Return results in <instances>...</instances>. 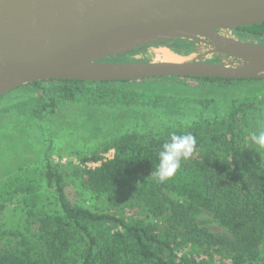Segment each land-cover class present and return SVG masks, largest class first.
<instances>
[{
    "label": "trees",
    "instance_id": "16d2710c",
    "mask_svg": "<svg viewBox=\"0 0 264 264\" xmlns=\"http://www.w3.org/2000/svg\"><path fill=\"white\" fill-rule=\"evenodd\" d=\"M235 32L241 40L264 43V23L236 27ZM171 40L165 46L178 54L196 51V40ZM117 58L137 61L131 53L104 60ZM220 61L221 56L213 60ZM186 78L243 83L264 79ZM179 79H52L27 83L0 99L31 90L17 105L27 106L30 113L43 118L69 102L131 105L142 100L141 87L160 85L163 92L152 100L153 104L171 105L177 98L165 89L172 81L177 82L174 86L179 85ZM258 100L264 101V83L250 85L248 94L229 101L222 116L169 126L158 133L127 130L91 154H78L82 164L101 161L96 167H75L82 184L94 195L129 197L132 203L158 217L157 221L94 211L72 202L63 172L47 159L44 177L56 193L59 210L40 212L38 242L29 243L20 253L0 249V264H264V162L253 155L255 143L248 137L244 123ZM172 133H191L196 147L191 157L182 160L174 176L160 182L155 175L158 154ZM109 148L115 154L104 159L101 152ZM4 186L0 195L4 200L9 194L27 190ZM30 204H36L34 195ZM202 212H209L223 231L204 226L199 220Z\"/></svg>",
    "mask_w": 264,
    "mask_h": 264
},
{
    "label": "water",
    "instance_id": "95a60500",
    "mask_svg": "<svg viewBox=\"0 0 264 264\" xmlns=\"http://www.w3.org/2000/svg\"><path fill=\"white\" fill-rule=\"evenodd\" d=\"M261 23L264 0H0V96L52 79L264 78V43L222 33ZM177 38L233 60H104Z\"/></svg>",
    "mask_w": 264,
    "mask_h": 264
},
{
    "label": "rangeland",
    "instance_id": "374dc122",
    "mask_svg": "<svg viewBox=\"0 0 264 264\" xmlns=\"http://www.w3.org/2000/svg\"><path fill=\"white\" fill-rule=\"evenodd\" d=\"M228 36L237 37L229 30H222ZM238 38V37H237ZM171 40V39H170ZM158 48L149 46L140 51L133 50L131 57L137 60L157 61ZM206 39L198 41L191 58L213 62L221 56V63L230 62L233 57L222 53H211ZM166 49L174 52V50ZM132 52V51H131ZM130 53V52H128ZM116 61V60H109ZM117 61H129L127 58ZM170 82L166 88L177 98L176 103H160L155 106L152 100L161 97L160 85L141 87L142 100L131 105L120 103L115 106H96L86 102H69L43 118L34 116L27 106H19L25 92L11 93L0 99V195L4 185L11 189H27L9 194L7 199L0 197V249L25 251L27 245L38 242L40 212L54 213L59 210L56 193L47 186L44 177L47 159H51L64 174L66 191L72 202L94 211L114 212L125 217L141 216L149 221L158 217L150 215L145 208L132 203L129 197L109 199L97 197L86 188L75 173V167H96L101 161L80 163L79 153L91 154L98 148L111 143L114 137L127 130L144 133H158L169 126H186L200 119H214L227 112L229 101L242 98L249 93L250 85L263 84L257 81H203L181 77ZM173 85V86H172ZM88 123V125H86ZM247 133L264 132V101L258 100L245 118ZM252 153L264 162V147L257 144ZM113 148L104 150V159L112 158ZM32 195L36 204L32 205ZM202 224L212 231H223L209 212L199 215ZM219 259V257H218Z\"/></svg>",
    "mask_w": 264,
    "mask_h": 264
},
{
    "label": "clouds",
    "instance_id": "9594fccd",
    "mask_svg": "<svg viewBox=\"0 0 264 264\" xmlns=\"http://www.w3.org/2000/svg\"><path fill=\"white\" fill-rule=\"evenodd\" d=\"M253 143L264 147V132L250 133ZM196 147V139L191 133L177 135L172 133L170 141L162 145L158 154L159 163L155 175L160 182H164L176 174L181 167L182 160L188 159Z\"/></svg>",
    "mask_w": 264,
    "mask_h": 264
},
{
    "label": "bare ground",
    "instance_id": "6f19581e",
    "mask_svg": "<svg viewBox=\"0 0 264 264\" xmlns=\"http://www.w3.org/2000/svg\"><path fill=\"white\" fill-rule=\"evenodd\" d=\"M157 57L161 60V61H165V62H181L183 61L182 57H180L179 55L175 54L174 52L166 49L165 48H158L157 49Z\"/></svg>",
    "mask_w": 264,
    "mask_h": 264
},
{
    "label": "flooded vegetation",
    "instance_id": "af4514ba",
    "mask_svg": "<svg viewBox=\"0 0 264 264\" xmlns=\"http://www.w3.org/2000/svg\"><path fill=\"white\" fill-rule=\"evenodd\" d=\"M229 31H230L231 33H233V35L237 36V34H236V32H235V29H233V30H229ZM248 39H250V38H248ZM197 41H198V40H197ZM172 42H173V40H167V41H165V42H160V43H161V46H165L166 43H172ZM149 46H155V43H153V44H148V45H144V46H141V47H138V48H136V50L140 51L141 48L149 47ZM165 47H167V46H165ZM130 53H133V51L130 52Z\"/></svg>",
    "mask_w": 264,
    "mask_h": 264
}]
</instances>
